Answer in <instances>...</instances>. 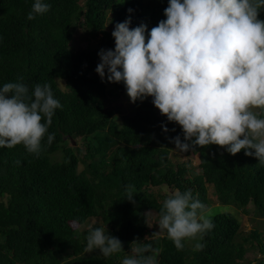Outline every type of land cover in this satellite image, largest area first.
<instances>
[{
    "label": "trees",
    "instance_id": "obj_1",
    "mask_svg": "<svg viewBox=\"0 0 264 264\" xmlns=\"http://www.w3.org/2000/svg\"><path fill=\"white\" fill-rule=\"evenodd\" d=\"M33 2L0 0V86L20 77L30 90L47 83L62 108L48 129L55 139L48 144L45 136L39 155L22 145L0 148V264H121L134 238L155 232L143 214L158 211L166 188L190 189L212 210L214 228L202 251L188 241L177 250L161 233L151 241L161 249L158 264H264L248 258L251 250L264 255L261 232L240 238L245 215L264 220V165L217 145L185 152L198 157L197 168L172 162L170 138H183L180 127L151 97L122 113L115 105L125 87L95 72L98 51L114 48L115 24L131 16V27L144 22L150 31L165 18L167 0H44L49 11L28 20ZM127 186L135 203L126 199ZM89 226L107 227L125 252H86Z\"/></svg>",
    "mask_w": 264,
    "mask_h": 264
},
{
    "label": "clouds",
    "instance_id": "obj_2",
    "mask_svg": "<svg viewBox=\"0 0 264 264\" xmlns=\"http://www.w3.org/2000/svg\"><path fill=\"white\" fill-rule=\"evenodd\" d=\"M49 8L34 0L27 19ZM262 11L264 0H167L165 18L150 31L144 22L131 27V16L117 22L114 48L98 51L95 72L102 82L122 83L132 103L151 97L167 122L180 127L183 138H170L180 152L217 145L233 156L244 150L264 165ZM22 79L0 86V148L22 145L39 155L45 136L48 144L55 139L48 129L62 105L47 83L30 90ZM161 128L169 131L166 124ZM164 191L158 211L143 214L145 223L159 230L143 241L134 238L121 264H158L161 249L151 241L161 233L177 250L185 241L193 251L204 249V236L214 228L210 209L190 189ZM126 193L135 203L133 186ZM94 250L111 257L124 251L123 242L105 226H89L85 251Z\"/></svg>",
    "mask_w": 264,
    "mask_h": 264
},
{
    "label": "rangeland",
    "instance_id": "obj_3",
    "mask_svg": "<svg viewBox=\"0 0 264 264\" xmlns=\"http://www.w3.org/2000/svg\"><path fill=\"white\" fill-rule=\"evenodd\" d=\"M83 47L86 46L85 43L81 44ZM59 85L62 89H65V82L64 81H60L59 82ZM119 103H117L115 106L117 107H120L122 109V113L126 112V110L128 109V107L133 104L129 97L127 96L126 93H121V96L119 98ZM171 161L174 162V163H181V162H185V161H191V164L193 167L197 168L199 162H198V157L197 156H191L190 158H188L186 155H185V152H180L178 149L176 150H173L172 152V157H171ZM155 192H161L163 193V191H160V190H155ZM212 199L214 200V196H212ZM215 201V200H214ZM214 205H217V202H213ZM224 207H221V208H218V209H214V211H223ZM226 209V208H225ZM227 210H230V208H228ZM211 211V215L212 214V210ZM149 223L151 224L152 221H149ZM72 226L74 228H79V229H83L84 226L85 228L88 226V225H84L83 227H80L79 225H77L76 223H72ZM150 228H154L155 232L158 231V225L156 224H153ZM257 228L261 234H262V237H264V220L263 219H260L259 217L257 218H253L249 215H245L243 218H242V228H241V233H240V238L242 237H246V236H249L250 235V232L251 231H254V229ZM248 258L249 259H254V258H264V255L259 252L258 250H251L249 253H248ZM247 260H245L244 263H246ZM256 262L254 261V264Z\"/></svg>",
    "mask_w": 264,
    "mask_h": 264
}]
</instances>
